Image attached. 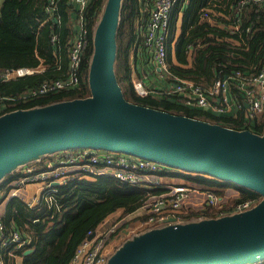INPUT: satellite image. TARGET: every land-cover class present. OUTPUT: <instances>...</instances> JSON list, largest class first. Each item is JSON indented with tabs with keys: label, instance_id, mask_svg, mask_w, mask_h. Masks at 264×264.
Returning <instances> with one entry per match:
<instances>
[{
	"label": "trees",
	"instance_id": "16d2710c",
	"mask_svg": "<svg viewBox=\"0 0 264 264\" xmlns=\"http://www.w3.org/2000/svg\"><path fill=\"white\" fill-rule=\"evenodd\" d=\"M105 2L89 0L83 10L90 43L83 56L80 84L8 105L11 102L7 100L8 97L29 91L46 79L67 75L70 65L69 45L76 33V30L73 32L72 14L77 12V8L70 0H57L51 11H48L47 0L1 1L0 70L20 66L38 67L41 63L47 68L1 81L0 115L18 107L45 105L90 94L88 72L93 54L92 36ZM208 7H216L230 15V20H225L221 26L212 24L203 17L204 9ZM141 15L140 0H122L116 33L115 72L128 100L233 128H249L258 133L264 131V113L259 120L258 117H246L244 108L215 114L210 110L185 106L176 96L162 93L164 87L157 84L153 86L156 93L140 95L133 84L135 76L143 77L137 68V61L145 64L146 72H154L140 32L138 20ZM230 24L238 28L232 29ZM54 34L57 39L52 41ZM229 38L237 42L233 43ZM132 53H135L136 64L131 60ZM167 60L168 69L174 75L203 83H212L236 69L247 73L256 72L264 65V3L238 6V0H190L188 3L178 0L172 16ZM229 81L235 92L234 80L230 78ZM48 155L33 158L3 176L0 179V200L9 192L10 182L21 176L23 165L40 167L45 164ZM164 174L199 184L235 185L241 190V198L262 196L255 190L203 173L168 167ZM146 196L145 187L129 185L111 175H100L96 179L75 178L60 185L56 193L57 205L52 208L45 204L30 208L19 196H12L7 202L4 222L9 229H19L29 241L13 254H10L9 248L2 249L4 264H19L16 255L21 257V264H68L89 230L115 211L121 210L122 215L135 211ZM216 214L217 211L211 207L199 211L189 210L182 213V220L194 221L215 217ZM28 248L34 249L25 254Z\"/></svg>",
	"mask_w": 264,
	"mask_h": 264
},
{
	"label": "water",
	"instance_id": "95a60500",
	"mask_svg": "<svg viewBox=\"0 0 264 264\" xmlns=\"http://www.w3.org/2000/svg\"><path fill=\"white\" fill-rule=\"evenodd\" d=\"M121 6L122 0H106L95 25L89 95L0 115V179L41 155L93 147L231 181L259 192L262 199L231 215L184 222L170 217L168 224L124 242L108 264L264 262V131L233 128L128 100L115 72Z\"/></svg>",
	"mask_w": 264,
	"mask_h": 264
},
{
	"label": "built area",
	"instance_id": "2783aa9c",
	"mask_svg": "<svg viewBox=\"0 0 264 264\" xmlns=\"http://www.w3.org/2000/svg\"><path fill=\"white\" fill-rule=\"evenodd\" d=\"M70 1L77 8L79 29L69 45L70 65L67 75L46 79L29 91L16 97H8L7 100L11 101L8 105H16L34 96L77 87L80 84L83 56L90 43L89 28L83 12L89 0ZM177 1L153 0L149 15L142 23L138 21L145 50L154 65V72L166 80L162 93L176 96L185 106L210 110L215 114H226L242 108L245 116L250 119L262 114L264 65L251 73L236 69L226 77L216 78L212 83L180 77L169 71L168 39ZM47 3L48 11H51L55 8L57 0H47ZM247 3H264V0H238V6ZM203 13V17L208 18L209 9L205 8ZM230 26L232 29L238 28L235 24ZM56 39L54 34L52 41ZM36 71H39L37 67L31 66L9 67L0 70V82ZM230 78L234 80L235 92L231 89ZM170 80L172 81L168 82ZM133 84L140 95L157 92L155 87L146 84L143 77L135 76ZM19 108L23 107L12 110ZM167 168V165L157 160L126 152L93 147L70 148L50 153L45 164L40 167L33 164L23 165L21 176L10 182V190L3 198L19 196L30 208L44 204L52 208L57 205L56 193L60 185L75 178L96 179L100 175H111L121 182L147 189L144 202L135 210V216H138L135 223L129 222L130 218L125 217L132 212L120 218H117L119 213L114 219L104 218L94 229L87 232L68 264H108L111 255L134 235L166 225L170 217H176L177 222H184L182 213L189 210L199 211L211 207L217 211L215 217H219L246 211L262 199V196L241 198V190L235 185L199 184L189 179L166 180L164 173ZM55 181L59 182L58 186L54 184ZM34 183L38 184V190L30 197L27 195V187ZM90 234H93L91 238ZM28 241L19 229H9L0 215V264H4L2 249L9 248L10 254H13L15 250L26 246Z\"/></svg>",
	"mask_w": 264,
	"mask_h": 264
},
{
	"label": "crops",
	"instance_id": "0c3cea01",
	"mask_svg": "<svg viewBox=\"0 0 264 264\" xmlns=\"http://www.w3.org/2000/svg\"><path fill=\"white\" fill-rule=\"evenodd\" d=\"M2 1V0H1ZM1 1H0V4H1ZM190 1V0H189ZM189 1H187L186 3H188ZM140 4H141V12H142V15H141V17L139 18V20H140V23H142L144 20H145V18L149 15V10L151 9V7H152V5H153V0H140ZM211 10V9H210ZM209 14H210V11H209ZM147 15V16H146ZM53 15L51 14V17H52ZM205 18V17H204ZM207 18V17H206ZM72 19H73V32L76 30V32L78 31V29H79V23H78V20H79V18H78V15H77V12H75L74 13V15L72 14ZM209 19V18H208ZM138 20V21H139ZM210 21H211V23L212 24H214V25H217V26H221V25H223L224 23H221V22H219L218 20H215V19H212L211 20V18L209 19ZM179 25H180V21H179ZM76 34V33H75ZM228 40H230L231 42H233V43H236L237 41L236 40H234V39H232V38H229ZM131 60H132V62L134 63V64H136V57H135V53H132V55H131ZM141 60V59H140ZM174 60H175V62H177L176 61V59L174 58ZM59 62H60V60H59ZM47 67H46V65L45 64H43V63H41L38 67H37V69L39 70V71H43L44 69H46ZM137 68H138V70L141 72V74H142V76H143V78L145 79V81H146V84L147 85H150V84H152V83H150V82H154L155 83V85L157 84L158 86H160V87H162V86H164L165 85V83H166V80H164L165 78H160V75L156 72H149V71H145V64H143L142 63V61L141 62H139L138 63V61H137ZM140 68V69H139ZM161 79V80H160ZM152 85H154V84H152ZM151 86V85H150ZM167 178L168 179H171V180H179V179H177V178H175V177H171V176H167ZM38 188V184L37 183H34V184H30V185H28V187H27V195H29L30 197L31 196H33L34 194H35V192L38 190L37 189ZM8 200H9V197H5V198H3V199H1L0 200V215L1 216H5V214H6V206H7V202H8ZM120 212V211H119ZM137 214V211H134V212H132V213H130V214H128L127 216H125V217H134L135 215ZM109 216H111V217H108L107 216V218H109V219H114L115 217H116V215H114V213H113V215L112 214H110ZM126 219V218H125ZM17 262L19 263V264H21V257H18L17 258Z\"/></svg>",
	"mask_w": 264,
	"mask_h": 264
},
{
	"label": "rangeland",
	"instance_id": "374dc122",
	"mask_svg": "<svg viewBox=\"0 0 264 264\" xmlns=\"http://www.w3.org/2000/svg\"><path fill=\"white\" fill-rule=\"evenodd\" d=\"M1 1V0H0ZM208 9H209V11H210V14H209V16H208V18L210 19L211 18V20L212 19H215V20H218L219 22H221V23H225V20H230V15H227L226 13H224V12H221V10H219V9H217L216 7H208ZM211 9V10H210ZM204 14V13H203ZM204 16V15H203ZM207 18V19H208ZM231 25V24H230ZM233 25V24H232ZM94 31V30H93ZM161 80V79H160ZM150 83H152V84H154L155 85V83L152 81V82H150ZM152 84H150L151 86H154V85H152ZM264 113V112H263ZM263 113L262 114H259L258 116H256V117H258V119L260 120L261 119V117L263 116ZM193 173V172H192ZM165 179L166 180H168V178H167V176H165ZM177 179H179V180H182V181H186V180H188V179H186V178H180V177H178ZM120 211V212H119ZM119 213V215H118V217L117 218H120V217H122V216H124V215H122V212H121V210H118V211H115L114 212V215H117ZM112 215H113V213H112ZM130 219H129V222H132V223H135L136 222V220H137V218H138V216H135V217H129Z\"/></svg>",
	"mask_w": 264,
	"mask_h": 264
},
{
	"label": "bare ground",
	"instance_id": "6f19581e",
	"mask_svg": "<svg viewBox=\"0 0 264 264\" xmlns=\"http://www.w3.org/2000/svg\"><path fill=\"white\" fill-rule=\"evenodd\" d=\"M222 180H223V179H222ZM249 264H253V263L250 262Z\"/></svg>",
	"mask_w": 264,
	"mask_h": 264
}]
</instances>
